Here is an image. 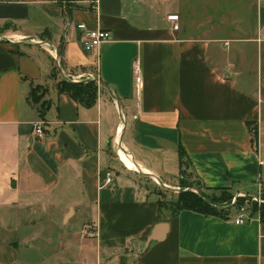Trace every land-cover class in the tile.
Segmentation results:
<instances>
[{
    "label": "crops",
    "instance_id": "obj_1",
    "mask_svg": "<svg viewBox=\"0 0 264 264\" xmlns=\"http://www.w3.org/2000/svg\"><path fill=\"white\" fill-rule=\"evenodd\" d=\"M66 5L0 0V264H264L259 214L165 217L134 175L178 189L182 150L206 188L264 183V0ZM78 23L112 39L86 52ZM62 80L98 81L96 103ZM33 87L46 89L44 120Z\"/></svg>",
    "mask_w": 264,
    "mask_h": 264
},
{
    "label": "trees",
    "instance_id": "obj_2",
    "mask_svg": "<svg viewBox=\"0 0 264 264\" xmlns=\"http://www.w3.org/2000/svg\"><path fill=\"white\" fill-rule=\"evenodd\" d=\"M77 1L79 0H59V2L62 4L66 3L67 4L66 6L68 8L70 7V9L71 7L75 8L72 4L76 3ZM89 10L91 11L93 10L92 6L89 8ZM59 88L61 92L67 93L71 98H73L79 104H82L87 107H91L92 105L96 103L97 94H98V85L95 81H88V82H83V83H72L69 81L62 80L59 84ZM32 92L33 91H31V96H32ZM30 102L32 105H34L36 104L37 101L35 98H32ZM49 108H50V105H47L45 110L41 112L36 107L41 119L43 120L45 119ZM251 131L253 133V143L257 144V141H258L257 127H252ZM185 158H186L185 154L181 150L180 151V166L182 169L183 178H185V175L188 174L186 171H184L183 168L184 167L188 168L189 166ZM191 174L189 175L190 177H191ZM181 181L182 179L180 180V182ZM182 187L188 188L189 190L181 191L178 193L176 197L177 199L171 205L173 207L172 216H176L178 213L185 211V210L197 212L207 217L216 216V217L225 218V217H228L229 214L231 213L230 209L225 207V206H230V205H224V204H231L233 200V196L228 194V189H211V188H206L203 185L202 190L197 193V192H194L192 189H190L191 187L189 186H184L183 184ZM217 192H220L221 195L218 196ZM237 203L234 206H236ZM158 204H159L160 210L162 211L161 204L159 202ZM255 212L256 213L253 214V216L256 214H259L260 220L264 222V204L261 205L260 209H256Z\"/></svg>",
    "mask_w": 264,
    "mask_h": 264
},
{
    "label": "rangeland",
    "instance_id": "obj_3",
    "mask_svg": "<svg viewBox=\"0 0 264 264\" xmlns=\"http://www.w3.org/2000/svg\"><path fill=\"white\" fill-rule=\"evenodd\" d=\"M50 47V46H49ZM52 48V47H50ZM60 69V67H59ZM60 84V83H59ZM32 96H30V100L32 98L36 99V104H34L39 111H44L47 105H49L48 100L46 99V89L44 87H33L31 89ZM41 109V110H40ZM41 118V117H40ZM43 120V119H42ZM41 121V120H40ZM191 173L188 172L187 175H185V178L182 179V181L179 183L178 189H168L167 187H164L162 184H159L158 182H155L145 176L137 175L134 172V175L139 182V184L146 190H148V193L151 198L155 199L157 202H159L162 206V212L165 217H170L173 213V207L171 206L174 201L177 199V195L181 191H187L188 188L182 187L189 186L191 187L194 192H200L202 190V183L199 181V179L191 174V177L189 176ZM228 194L233 196V200L231 204H224V205H230L225 206L228 209H230L231 214L232 213H240L241 210H244L250 217L255 214L256 209H260L262 203L264 202V183L260 184L259 186H254L250 189H245L241 186H234L230 189H228ZM217 195L220 196L221 193L217 192ZM237 198V205L234 206V201ZM91 210V209H87ZM85 215H78L75 219L71 221V224L69 225V228L74 230V228H81L82 225V218ZM83 226V225H82ZM89 226H92L90 232H93V225L89 224ZM85 231H88V229L85 227ZM92 248L88 246L89 253L92 252Z\"/></svg>",
    "mask_w": 264,
    "mask_h": 264
},
{
    "label": "built area",
    "instance_id": "obj_4",
    "mask_svg": "<svg viewBox=\"0 0 264 264\" xmlns=\"http://www.w3.org/2000/svg\"><path fill=\"white\" fill-rule=\"evenodd\" d=\"M92 8L93 10H95L96 6L93 4ZM168 19L172 22H177L179 20V17L173 15V16L168 17ZM76 28L79 32V41L83 49L86 52H93L96 49H98L103 43L108 42L112 39V35L110 32L102 30L100 28L91 29L84 23H78L76 25ZM174 29L178 30L179 26L175 24ZM135 72L139 74L138 64L135 65ZM139 82H140V79L138 78V81H137L138 86H139ZM32 133H33V136L37 139L44 138L45 131L43 128V122L38 121V122L33 123ZM113 182H114L113 176L111 175V173H107L105 185H110ZM249 220H250V216L244 210H241L240 213L238 214V217L235 223L244 224Z\"/></svg>",
    "mask_w": 264,
    "mask_h": 264
},
{
    "label": "water",
    "instance_id": "obj_5",
    "mask_svg": "<svg viewBox=\"0 0 264 264\" xmlns=\"http://www.w3.org/2000/svg\"><path fill=\"white\" fill-rule=\"evenodd\" d=\"M1 38H4L3 35H0ZM90 81V80H89ZM93 81V80H92ZM88 82V81H86ZM98 82V81H96ZM100 85H103L102 83H99ZM164 187H166L165 185H163ZM168 188V187H167ZM168 189H171V188H168ZM237 201V198L235 199L234 201V204L236 203ZM262 204H264V202H261ZM165 224H159L156 226V228L153 230V232L151 233V235L148 237V240H147V246H149L152 242H158L161 240V237L159 235V229Z\"/></svg>",
    "mask_w": 264,
    "mask_h": 264
},
{
    "label": "bare ground",
    "instance_id": "obj_6",
    "mask_svg": "<svg viewBox=\"0 0 264 264\" xmlns=\"http://www.w3.org/2000/svg\"><path fill=\"white\" fill-rule=\"evenodd\" d=\"M131 169H132V170H135V168H134V167H132V166H131Z\"/></svg>",
    "mask_w": 264,
    "mask_h": 264
}]
</instances>
